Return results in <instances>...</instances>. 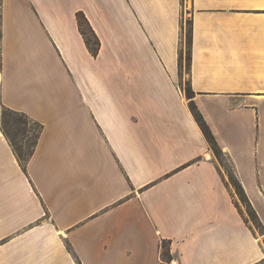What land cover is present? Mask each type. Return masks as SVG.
Here are the masks:
<instances>
[{
  "label": "crops",
  "instance_id": "0c3cea01",
  "mask_svg": "<svg viewBox=\"0 0 264 264\" xmlns=\"http://www.w3.org/2000/svg\"><path fill=\"white\" fill-rule=\"evenodd\" d=\"M187 4L0 0V111L41 128L23 166L0 129V264L264 259L180 68L186 13L193 101L264 227V0Z\"/></svg>",
  "mask_w": 264,
  "mask_h": 264
},
{
  "label": "trees",
  "instance_id": "16d2710c",
  "mask_svg": "<svg viewBox=\"0 0 264 264\" xmlns=\"http://www.w3.org/2000/svg\"><path fill=\"white\" fill-rule=\"evenodd\" d=\"M76 20H77L79 32H80V34L84 40V43H85L89 53L93 57H96L98 54V51H99V46H100L98 38L96 37V35L92 31V29L90 28V26H89L88 22L86 21L83 14H81V13L76 14ZM189 67H190V24H189V36H188L187 64L185 66L187 73L189 71ZM180 68H181V55H180ZM184 93H185L186 99L189 101V109L191 111V114H192L194 120L196 121L197 125L199 126L202 134L204 135L210 150L214 154L215 159L217 160L219 165L223 168V170H225V172L229 178V181H230V183H231V185L235 191V194L237 195V197L239 198L241 203L246 207L250 218L254 222L256 228L260 231L261 236H264V227L261 224V222H260L256 212L254 211L250 201L248 200L241 184L239 183V181L236 177L235 171H234V167H233L232 163L230 162V159L228 158V156H226L222 152V150L219 147L218 143L216 142L212 132L210 131L207 123L205 122L203 116L201 115L200 111L198 110L197 106L195 105V103L193 101L194 92L191 89L188 81L186 83ZM2 110L7 111L6 109H2ZM7 112H9V111H7ZM9 113L11 115L17 117L16 124H17L18 129H19V130H17V132L19 133V131H22L23 137L26 133V127L29 125V123L34 124L38 128V130L36 131V133L32 137H29V138L26 137V142H27L26 148L15 146V144H14L15 139L12 137L11 132L8 130V128L3 126L2 113H1L0 129L3 133V135L10 142L18 161L23 166L28 161L29 157L32 155V152H33V149L36 145V141H37V138H38V135L40 133L41 128L37 124L30 122L26 118V116H24V115H20L18 113H14V112H9ZM17 132H15V137L18 136ZM223 158H226L227 162L230 165L229 173L226 170ZM235 205L239 209L237 203H235ZM240 213H241V211H240ZM243 220L245 223H247L245 218ZM161 249H162V251H161L162 261L164 263H170L171 257L169 255L168 247H167L165 242H162ZM263 263H264V259L258 264H263Z\"/></svg>",
  "mask_w": 264,
  "mask_h": 264
},
{
  "label": "rangeland",
  "instance_id": "374dc122",
  "mask_svg": "<svg viewBox=\"0 0 264 264\" xmlns=\"http://www.w3.org/2000/svg\"><path fill=\"white\" fill-rule=\"evenodd\" d=\"M187 3H188V0H185V6H186ZM188 8L189 7H188V4H187V8L186 9H188ZM189 24H190V22L188 21V15L185 13L184 20H183L184 30H183V36H182V55H181V63H182V68H181V70H182V74H181L182 75V84L181 85H182V89L183 90L185 89V86H186V83H187V80H188L187 71H186L185 66L187 64V55H188ZM0 112L2 113L3 126L8 128V130L11 132L12 137L15 139V141H14L15 146L26 148L27 147L26 146V143H27L26 142V137L27 138L32 137L36 133L38 128L34 124L29 123V125L26 127V133H25V135L23 137L22 136V131H19V133L17 132V130H19L18 126L16 124L17 117L11 115L9 112H7L5 110H1ZM15 132L18 133V136H16V137H15ZM223 159H224V165L226 167V170L229 173L230 165L227 162L226 158H223ZM223 171H224V173H226L225 170H223ZM228 181H229V178H228ZM229 184H230V187L232 188V191L235 194V191H234L230 181H229ZM234 196L236 198V203H237L242 215L246 219L248 225L255 231V233L259 237H261L263 239V243H264V236H261L260 231L256 228L254 222L252 221V219L250 218V216H249V214L247 212L246 207L241 203V201L239 200V198L237 197L236 194Z\"/></svg>",
  "mask_w": 264,
  "mask_h": 264
}]
</instances>
